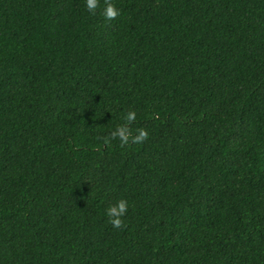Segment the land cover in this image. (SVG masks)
<instances>
[{
    "label": "trees",
    "instance_id": "obj_1",
    "mask_svg": "<svg viewBox=\"0 0 264 264\" xmlns=\"http://www.w3.org/2000/svg\"><path fill=\"white\" fill-rule=\"evenodd\" d=\"M111 2L0 0V264H264V0Z\"/></svg>",
    "mask_w": 264,
    "mask_h": 264
},
{
    "label": "clouds",
    "instance_id": "obj_2",
    "mask_svg": "<svg viewBox=\"0 0 264 264\" xmlns=\"http://www.w3.org/2000/svg\"><path fill=\"white\" fill-rule=\"evenodd\" d=\"M85 9L89 13H94L98 7V0H84ZM102 14L106 20L116 18L120 14V10L115 7L111 0H104V8ZM137 113L135 110H128L121 116L122 123H118L110 131L108 136L104 137L105 143L109 141L118 140L120 145H127L129 142L133 144L142 143L148 133L143 129L139 128L136 130L135 135L130 136L128 125L136 119ZM129 204L126 199H118L114 205L109 206L105 215L109 222L114 228H120L122 225L121 217H123L128 210Z\"/></svg>",
    "mask_w": 264,
    "mask_h": 264
}]
</instances>
